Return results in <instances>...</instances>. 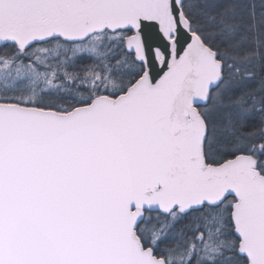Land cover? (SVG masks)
Returning <instances> with one entry per match:
<instances>
[{
    "label": "snow or ice",
    "instance_id": "1",
    "mask_svg": "<svg viewBox=\"0 0 264 264\" xmlns=\"http://www.w3.org/2000/svg\"><path fill=\"white\" fill-rule=\"evenodd\" d=\"M0 264H264V0H0Z\"/></svg>",
    "mask_w": 264,
    "mask_h": 264
}]
</instances>
